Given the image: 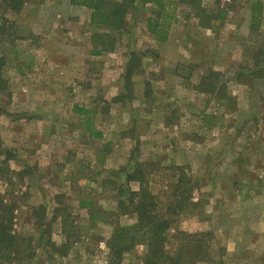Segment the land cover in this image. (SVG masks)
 Instances as JSON below:
<instances>
[{
    "label": "rangeland",
    "instance_id": "1",
    "mask_svg": "<svg viewBox=\"0 0 264 264\" xmlns=\"http://www.w3.org/2000/svg\"><path fill=\"white\" fill-rule=\"evenodd\" d=\"M76 1L28 0L18 14L0 4L7 81L0 141L21 169L0 181V195L15 209V231L34 238L35 263L106 264L113 225L91 223L78 202L116 212L119 187L139 189L125 180L137 160L161 218L181 172L191 182L187 208L166 233L170 252L178 232L210 231L213 264L264 261V239L253 237L264 230V77L257 75L264 74V0H203L216 18L207 29L181 6L164 38L147 28L148 18L159 22L152 5L129 9L128 30L100 56L93 55L91 11ZM257 4L262 9L254 25ZM130 52H139L141 63L125 86ZM209 70L218 74L214 90L225 86L233 98L231 107L216 91L200 92ZM75 105L88 110L86 117L73 112ZM87 120L102 137H90ZM9 128H26L30 138L13 141ZM18 156L30 157L31 165L22 166ZM55 205L63 211L66 237L52 218ZM108 219L136 222L122 212ZM48 242L65 244L56 252ZM145 252L137 246L124 263L145 264Z\"/></svg>",
    "mask_w": 264,
    "mask_h": 264
},
{
    "label": "trees",
    "instance_id": "2",
    "mask_svg": "<svg viewBox=\"0 0 264 264\" xmlns=\"http://www.w3.org/2000/svg\"><path fill=\"white\" fill-rule=\"evenodd\" d=\"M28 0H0L4 12L20 13ZM203 0H82L76 1L82 7L91 11L89 24L96 32L93 34V55L100 56L104 53L112 52L115 48L116 35L126 33L128 30L129 9H137L139 6L152 5L155 13L159 16V22L148 18L146 25L150 33H158L159 37H166L172 25L177 21V10L181 6L189 9L191 17L199 21V26L202 28H210L211 20L216 19L207 13L202 6ZM217 3L219 0H215ZM216 3V2H215ZM262 6L257 4L253 9L251 23L259 24ZM222 11L216 15L221 19ZM104 30V32H99ZM4 36L3 28L0 26V40ZM126 64L122 78L125 80V86L128 85L129 79L133 76L134 70L141 63L139 52H130L126 56ZM5 61L0 58V93L7 89V81L2 75ZM264 71V70H263ZM258 76L264 77V74L259 70ZM219 81L218 74L212 70L202 76L199 80L200 86L204 84L207 88L201 89V93L213 94L215 91L219 100L227 103V108L233 105V98L227 94L226 87H219L214 90V83L217 85ZM219 84L217 85V87ZM235 101V99H234ZM73 112L79 116L86 117L88 110L77 105L73 106ZM87 128L90 137H102L100 132L93 131L90 128V123L87 120ZM93 131V132H92ZM0 141V181L8 180L10 175H18L20 172H14L8 166L10 159H13L9 150H4L1 147ZM143 164L137 162L134 170L129 173L125 180L130 183H138L139 189L133 191L131 188L125 192L122 191V185L119 187L117 211H102L93 208L92 202L87 200L79 201L81 209H91L89 214L90 222L101 221L109 222L113 225V231L106 241L108 257L106 264H125L124 257L130 253L135 247L142 245L145 247V264H213L215 260L210 258L209 249L211 244L212 233L198 232L194 234L180 231L175 236L176 248L174 251L166 246V233L173 222L174 217L180 215L187 207V201L192 192L191 182L185 181L184 173L177 177V182L174 186L173 194L169 200V206L165 211V217L161 218L155 211L157 202L155 195L148 188L143 187L142 181ZM127 198L123 199L124 196ZM189 195V196H188ZM15 209L10 203H7L0 195V264H36L37 253L34 246V238L32 236L18 234L15 229ZM132 214L136 218L133 225H117L116 221L109 220V217L118 216L120 213ZM98 216H100L98 218ZM53 220L60 218L62 234L66 237L69 232H66L64 214L60 207L54 209ZM44 219V211L41 220ZM74 227V226H73ZM75 229V228H74ZM72 232V229L70 230ZM73 233V232H72ZM65 244V243H64ZM56 245L48 242L52 249L60 252L59 247L64 245ZM60 254V253H59ZM65 253L62 255L64 256ZM217 264H222L219 261ZM256 264H264V261H259Z\"/></svg>",
    "mask_w": 264,
    "mask_h": 264
},
{
    "label": "crops",
    "instance_id": "3",
    "mask_svg": "<svg viewBox=\"0 0 264 264\" xmlns=\"http://www.w3.org/2000/svg\"><path fill=\"white\" fill-rule=\"evenodd\" d=\"M171 31H172V29H171ZM169 33H170V31H169ZM168 33V34H169ZM168 36V35H167ZM166 36V37H167ZM169 37V36H168ZM125 61H127L126 60V57H125ZM1 132V131H0ZM9 132L12 134V140L14 141V140H16V141H20V140H22V139H24L25 140V138H30V132L28 131V129H26V128H9ZM101 133V132H100ZM102 134V133H101ZM2 139H3V136H2ZM129 139V138H128ZM123 140H125V139H123ZM132 141H134L133 139H131ZM129 142H131V141H129ZM121 145H123L122 143H121ZM117 146H119L118 144H117ZM37 148H39L38 147V145H37ZM130 150V149H129ZM132 150H133V148H132ZM131 150V151H132ZM38 158V157H37ZM17 161H19V162H21V165L23 166L24 164H27V165H31L30 163H31V159H30V157H27V156H24V158H22L21 157V159H20V156H18V160ZM34 163H35V165H33V166H35V167H37V168H39V166H38V164H36V163H38L37 161H33ZM137 162H139V163H142L140 160H137ZM8 166H9V168L11 169V170H15V172H20V170H16L15 168H14V166H13V163H12V161H9L8 162ZM115 171V170H114ZM117 171V170H116ZM228 194V193H227ZM257 194V193H256ZM79 201H81V200H79ZM93 205V204H92ZM78 206H79V202H78ZM58 207H60V206H56L55 205V207L53 208V212H54V209H56V208H58ZM80 208V207H79ZM93 208H95L94 207V205H93ZM81 209V208H80ZM96 209V208H95ZM86 210H88L89 211V214H90V212H91V209H86ZM255 210H256V212H261L260 210H258V207H256L255 208ZM53 212H52V215H53ZM57 220H58V224L61 226V220H60V218H57ZM103 223H106V224H110V225H112L111 223H109V222H103ZM233 227H234V225H231L230 227H229V229H230V231L233 229ZM233 231V230H232ZM61 232H62V230H61ZM112 233V232H111ZM64 236V235H63ZM233 236V234L231 235V237ZM253 237H255V238H258V239H261V238H263L264 239V230H263V232H262V235L260 234V232H258V235L257 234H255V235H253ZM108 240V239H107ZM106 240V241H107ZM106 241H105V244H106ZM143 247V246H142ZM136 248V247H135ZM134 248V249H135ZM133 249V250H134ZM132 250V251H133Z\"/></svg>",
    "mask_w": 264,
    "mask_h": 264
}]
</instances>
